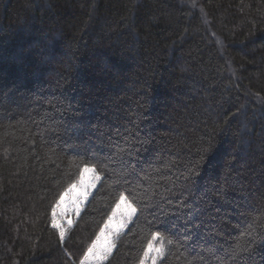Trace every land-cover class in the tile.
<instances>
[{"label":"trees","instance_id":"16d2710c","mask_svg":"<svg viewBox=\"0 0 264 264\" xmlns=\"http://www.w3.org/2000/svg\"><path fill=\"white\" fill-rule=\"evenodd\" d=\"M121 192L100 264H264V0H0V264H81Z\"/></svg>","mask_w":264,"mask_h":264},{"label":"rangeland","instance_id":"374dc122","mask_svg":"<svg viewBox=\"0 0 264 264\" xmlns=\"http://www.w3.org/2000/svg\"><path fill=\"white\" fill-rule=\"evenodd\" d=\"M92 175H93L92 173H89L87 174L86 177V179H88L89 182L93 184L92 187L77 188L74 193H68L67 195H65V193L63 194L64 196L63 201H61V199L59 200L56 209L53 213V218L55 216V221L54 219L53 221L55 222V225L57 227L62 226V228L64 229L65 226L71 225L72 220L82 209V207L86 203L88 197L96 187L99 180L98 179L95 181H91L90 177ZM94 175L97 174L94 173ZM77 208L79 209V211H77ZM114 212L116 213V215H113ZM121 213H125V215H121ZM134 216L135 214L131 218H128L126 216V208L123 205L119 210H117L115 207L110 216L112 217L111 221L109 222V218H108L107 222L105 223V225L108 224V228H106L104 225L101 231L99 232V234L97 235L100 236L101 239L96 245V249H95L96 255L89 256L88 260L86 261L84 257L83 259L84 264H100L104 262L113 250V241L115 237L119 233L125 230L126 226L128 225V223H130V221L133 219ZM96 239L97 237L95 238L94 241H96ZM149 254L150 251H148V255H146V258L149 256Z\"/></svg>","mask_w":264,"mask_h":264},{"label":"snow or ice","instance_id":"6c2138e0","mask_svg":"<svg viewBox=\"0 0 264 264\" xmlns=\"http://www.w3.org/2000/svg\"><path fill=\"white\" fill-rule=\"evenodd\" d=\"M89 173L93 174L90 177L91 181H95V180L99 179V176L94 175V173H95L94 167L84 166L82 168V170L80 171L79 179L76 182L69 185V188L66 190L65 195H67L68 193H74L77 188L92 187L93 184L91 182H89L88 179H86L87 174H89ZM60 199H61V201H63L64 196L62 195ZM122 205L126 208V216L128 218H131L134 214H136V212H137L136 207L133 205V203L128 201L127 197L125 196V194L123 192L118 194L115 207L117 210H119V209H121ZM77 211H79L78 208H77ZM113 215H116V213L114 212ZM121 215H125V213H121ZM53 219L55 221V216ZM111 219H112V217H109V222L111 221ZM54 226H56L55 222H54ZM105 227L108 228V224H106ZM60 235H61V239H63V237H64L63 230H61ZM100 239H101V237L97 236L96 241H93L92 246L88 249V252L85 254V261L88 260L89 256H95L96 255L95 249H96V245L100 241ZM167 243L171 244L172 241L168 240ZM156 244H159V247H155ZM109 247H110V245H109ZM147 248H148V251H152V252L156 253V257H154V260H155V258L162 256L165 252V238L159 232L151 233L150 239L148 240V243H147ZM148 251L145 252V255H148ZM81 264H84V261H82Z\"/></svg>","mask_w":264,"mask_h":264}]
</instances>
